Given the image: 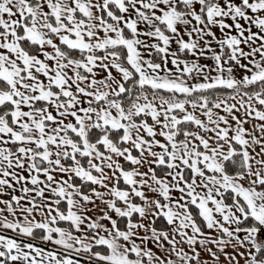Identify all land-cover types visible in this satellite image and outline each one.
Wrapping results in <instances>:
<instances>
[{"label": "snow or ice", "instance_id": "snow-or-ice-1", "mask_svg": "<svg viewBox=\"0 0 264 264\" xmlns=\"http://www.w3.org/2000/svg\"><path fill=\"white\" fill-rule=\"evenodd\" d=\"M0 264H264V0H0Z\"/></svg>", "mask_w": 264, "mask_h": 264}]
</instances>
